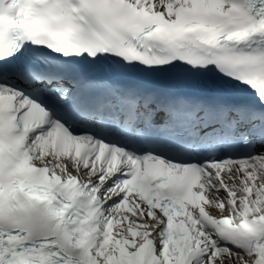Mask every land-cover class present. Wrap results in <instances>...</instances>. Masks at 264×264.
Returning <instances> with one entry per match:
<instances>
[{"label":"snow or ice","instance_id":"obj_1","mask_svg":"<svg viewBox=\"0 0 264 264\" xmlns=\"http://www.w3.org/2000/svg\"><path fill=\"white\" fill-rule=\"evenodd\" d=\"M0 264H264V0H0Z\"/></svg>","mask_w":264,"mask_h":264}]
</instances>
